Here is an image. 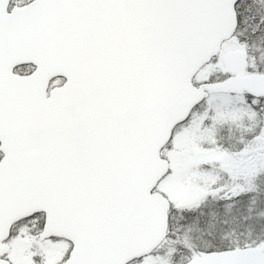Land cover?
Wrapping results in <instances>:
<instances>
[{"label":"snow or ice","instance_id":"snow-or-ice-1","mask_svg":"<svg viewBox=\"0 0 264 264\" xmlns=\"http://www.w3.org/2000/svg\"><path fill=\"white\" fill-rule=\"evenodd\" d=\"M0 264H264V0H0Z\"/></svg>","mask_w":264,"mask_h":264}]
</instances>
